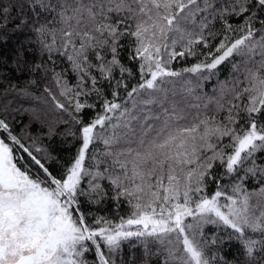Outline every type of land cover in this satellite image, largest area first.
I'll return each mask as SVG.
<instances>
[{"label": "snow or ice", "instance_id": "6c2138e0", "mask_svg": "<svg viewBox=\"0 0 264 264\" xmlns=\"http://www.w3.org/2000/svg\"><path fill=\"white\" fill-rule=\"evenodd\" d=\"M10 32L76 151L62 164L14 127L37 79L0 88V264H127L133 240L215 264L209 225L234 264H264V0H0V45Z\"/></svg>", "mask_w": 264, "mask_h": 264}, {"label": "trees", "instance_id": "16d2710c", "mask_svg": "<svg viewBox=\"0 0 264 264\" xmlns=\"http://www.w3.org/2000/svg\"><path fill=\"white\" fill-rule=\"evenodd\" d=\"M235 23V21H233ZM11 27V25L9 26ZM11 39H9L6 45H0V54L6 58V63L0 66V88L7 87L8 81L18 87L23 86L31 78L38 80V84L32 87L35 95L41 96L40 100L23 101V107L19 113H13V124L18 132L25 135V139L31 137L36 141V145L45 148L52 156L58 158L60 163H67L74 155L76 151V145L72 142L71 137H64L59 133L64 132L71 125L63 123V121L68 120V116L65 113H61L59 110L55 109L50 102H45V97L43 94V88L45 86L46 80L40 78L39 76L30 77L27 71H18L14 65V52L17 39H24L23 34H16L10 32ZM29 59H35L39 61V55L35 57L29 56ZM194 61L179 62L175 63L173 66L176 70L181 67L188 66V64ZM230 72V65L225 63L219 67L218 75L212 77L211 80L203 82V86L197 89L199 93L212 94L213 87L217 80L228 79ZM195 81V77H193ZM51 86V85H49ZM53 90L54 87H53ZM24 109H28L25 111ZM54 127L57 134L54 136L48 135L49 127ZM221 171L220 169L216 170ZM113 205L109 202L106 207L100 209V213L104 215L112 216ZM127 209L122 208L121 214H126ZM230 230H224L222 228H216L214 226H206L205 228V238L208 243L207 254L209 257L215 255L217 260L215 264H234L237 260H242L241 248L235 240H229L227 237V232ZM217 239V243L213 244L212 240ZM135 245V246H133ZM122 257L125 259L127 264H144V260L148 259L149 264H162L163 256H144L143 245L139 241L124 242L121 251Z\"/></svg>", "mask_w": 264, "mask_h": 264}]
</instances>
